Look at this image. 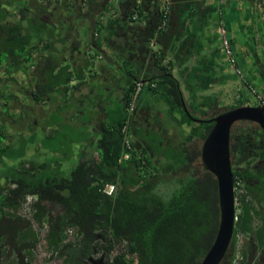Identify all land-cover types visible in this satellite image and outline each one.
Listing matches in <instances>:
<instances>
[{
	"label": "trees",
	"instance_id": "16d2710c",
	"mask_svg": "<svg viewBox=\"0 0 264 264\" xmlns=\"http://www.w3.org/2000/svg\"><path fill=\"white\" fill-rule=\"evenodd\" d=\"M105 1L0 0V162L5 158L16 162L3 167L0 174V261L5 258L14 259L15 264H32L29 253L40 239L26 232L34 222L47 225L45 240L51 257L63 264H201L216 239L221 216L218 182L201 159L202 145L214 123L205 119L195 124L190 112L178 111L184 104L183 93L170 66L163 63V52L152 53L155 71L143 79L155 84V88L147 86L153 95L169 103V121L191 128L184 131L178 146L165 145L156 134L150 140L131 123L133 142L131 149L126 148L122 131L128 118L126 110L137 82L142 80L128 67L125 111L109 126L101 125V137L94 141L97 158H81L66 174L54 169L52 159L38 161L27 156L37 140V130L28 138L18 135L15 139L10 133L6 119L21 123L23 128L21 121L28 116L22 110L17 115L9 113L11 102L19 101L18 95L29 100L33 109L45 95L60 88L68 90L75 80L80 82L75 87L88 83L82 80L87 69L93 72V62L88 60L86 69L77 70L73 56L82 54L86 35L94 38L96 30H103L100 19L109 10ZM132 6V2L126 5L131 16L135 14ZM156 11L159 26V6ZM53 17L59 20L55 22ZM76 23L74 36L68 30ZM17 72L27 77L28 84L19 86L21 90L12 88L13 82L18 83L13 77ZM243 105L247 103L239 99L227 110ZM49 125L57 126L55 117ZM34 126L30 123L28 128ZM263 132L248 124L232 134L234 184L239 179L243 184L236 190L239 214L234 239L221 264H264V224L254 230L252 222L258 196L245 185L252 178L250 135L260 137ZM54 138L56 130L50 135L39 131V142L48 154L57 153L46 146L48 139ZM260 150L263 168L258 172L259 192L264 194V148ZM110 186L114 187L111 193ZM27 204L30 217L17 212ZM241 234L252 236L238 251Z\"/></svg>",
	"mask_w": 264,
	"mask_h": 264
},
{
	"label": "crops",
	"instance_id": "0c3cea01",
	"mask_svg": "<svg viewBox=\"0 0 264 264\" xmlns=\"http://www.w3.org/2000/svg\"><path fill=\"white\" fill-rule=\"evenodd\" d=\"M116 1H105L107 7H104L109 10L103 12L100 19L103 30H96L94 38L86 35L84 41L81 39L86 46L83 47L82 54L76 53L73 56L76 59L74 68L77 70L86 69L88 60L93 62V72L90 73V68L87 69L86 79L82 80L88 83L75 87L80 83L75 80L68 90L60 88L45 95L37 107V111H41L40 125V119L43 121L39 131L42 130L41 133L45 135L52 127L49 125L52 117L55 120L61 117L63 123H70L76 117H89L83 124L87 126L88 132L95 133V139L80 140L83 143L81 147L84 148L80 155L83 161L98 156L94 141L101 137V125L109 126L112 120L108 122V117L115 111H125L128 87L125 68H131L142 79L151 76L155 71L153 52H158L159 55L163 52V63L170 66L183 93L184 104L178 111L190 112L195 124L212 119L232 107L230 104H222L223 93L244 91V88L250 91L249 88L254 87L264 95V23L261 0H172L165 30H159L156 25V9L160 5L154 0ZM129 2L135 5L133 9L139 14L137 20L127 12L126 5ZM222 24L232 40L239 67L245 71L247 83L238 82L235 77L232 82L233 76L227 73L228 65L222 63L217 32L218 25L223 26ZM83 32L81 29L78 35L81 37ZM151 42H154V46H151ZM62 54L65 56V52ZM143 92L145 95L141 94L138 111L144 114L149 111L152 117L160 114L164 118L166 115L159 112L154 101L159 96L153 95L148 87ZM241 97L247 96L242 92ZM231 98L232 94L229 96ZM222 105L224 107L218 110ZM167 111H170L169 107ZM184 126L189 128L188 125ZM176 128L179 127L176 125ZM263 140V135L257 137L253 133L248 146L249 160L253 161L249 172L252 178L247 179L245 185L258 196L252 211L254 230L264 224V194L259 192L261 180L258 175L263 168V161L258 154L263 148ZM74 142L73 145L79 143ZM52 155L61 156L59 153ZM78 155L75 153L73 156ZM236 204L238 205L237 202ZM237 213L239 214V210ZM240 236L239 246L242 248L243 242L252 235Z\"/></svg>",
	"mask_w": 264,
	"mask_h": 264
},
{
	"label": "rangeland",
	"instance_id": "374dc122",
	"mask_svg": "<svg viewBox=\"0 0 264 264\" xmlns=\"http://www.w3.org/2000/svg\"><path fill=\"white\" fill-rule=\"evenodd\" d=\"M118 1L119 0H117L116 2L119 3ZM261 14H262V10H261ZM53 19H54V17H53ZM57 20H59L58 17H57V19H54L55 22H57ZM263 23H264V21H263ZM76 25H77V23L72 27V29L70 28L68 31L74 34V31H75L74 29H75ZM223 26L225 27V25H223ZM76 28H78V27H76ZM221 29H222V26L218 25V31L217 32H218V36H219L218 39L220 38L219 44H220V52L222 54V59H223L222 63L223 64L225 63L228 65L227 73L233 76V79L231 80L232 82L235 80L234 79V77H235L238 82L242 81V82L247 83L246 77L244 75L245 71H243L242 68L239 67L238 59H237V56L235 54V51H236L235 48L233 47L235 58L237 60V67L235 65H233L230 58L226 55V53L224 51V48L222 45ZM63 34H64V31H63ZM230 43L233 46L231 39H230ZM56 45L60 46L58 41L56 42ZM237 69L242 73V75L244 76V79L238 73ZM13 77L18 80V83H17L18 86L13 82L12 88H16V89L21 90L20 87L27 86V84H28L27 77L23 76L22 74H19L18 72L15 73ZM176 77L177 78L179 77V75H177V73H176ZM236 88H237V86H236ZM251 89L256 90L254 87L249 88L250 91H251ZM250 91H248L246 88H244V91L235 90L234 92L232 91V92H229L228 94L223 93L224 96L222 97V102H223L222 104L223 105H229L230 104V106H235L236 105L234 103L235 100H237V99L241 100V98H244L245 100H247V99L249 100L248 102L246 101L249 105L256 106L260 102H258L257 96L254 95ZM242 92H244V94L247 96L246 98L241 97ZM230 94H232L231 99H229ZM258 94H260V93L258 92ZM142 95H145V92H143ZM260 95H262V94H260ZM18 96H19V101H17V102L13 101L10 104V107L12 104H13V107H11L12 109L9 111V113L12 115H17L20 112V110H23L21 112L27 111L28 116H26V119L24 121H21L22 119L20 120L22 122L23 128L21 126V123L17 124L13 119L12 120L6 119V120H8L7 121L8 125L11 126V130H10L11 135L15 139L19 138L18 135L22 136L23 138H28L31 135H35L34 133L37 130V137H36L37 140H36V142L31 144V146H30L31 149L27 150V153H26L27 156H29L30 158H32L34 160H38V161H45L48 159H52V162H53L52 165L55 164V166H53L54 169H61L63 173L68 174V172L72 169V167L74 168V166H76V164H78V162L80 160L81 151H83V149H84L81 147V145L83 143H80V140L85 139V138L86 139L87 138L95 139V136H94L95 133L88 132L87 126L83 124L88 120L89 117H76V118L72 119V122H70V123H63L61 121V119H62L61 117L56 118L57 127L53 126L50 128L49 131L46 132V135H50L53 130H56V138H54L53 140L48 139V142H47L48 145H46V146L50 145L49 149L52 151H56L61 156L55 157L54 155H52V153H49L50 155H44L43 151H45V150L43 149L41 142H39V129H41V125L43 122L40 119V122H41V125H40L39 117L41 116V111H37L36 106H33V109H31L30 101L26 100V98H24L23 95H18ZM262 96H263V100H264V95H262ZM157 98L158 99L154 100L155 103L157 104V109L159 110V112H162L166 116L163 118L160 114H158V116L152 117V113L149 111L146 114H144L146 116V118L151 119V121L152 120L155 121V117H157V124L156 125L151 124V126L148 127L149 131H150V127L151 128L155 127L154 129H160L161 128L162 133L164 132L162 134V137H163V135H165L164 138H162V139H166L169 142L168 144L175 143L174 146L176 147V146H178V144L180 142L183 141L184 131L187 130L186 133H188L191 128L190 127L187 128L186 126H184L183 128H180V127L176 128V125L174 123H172V121H169V118H168L167 109L169 107V103L163 97H157ZM140 99H141V96H140ZM245 100H243V101L245 102ZM223 105H222V107H219L218 110L223 108L224 107ZM34 109H36V110H34ZM64 110H66V109L64 108ZM185 112L188 113V111H185ZM222 112H224V111H222ZM122 113H124V111H115L114 114H111L108 117V122H110L114 118H118L119 116L122 115ZM176 116L180 117V119H181V115L179 113H177ZM30 123L35 124V126L31 130H30V128H28ZM248 124H253V123H246V122L240 123L239 122V123L235 124L233 133H236L238 130H243L244 128H246L248 126ZM145 127H147L146 124H143L139 128H137V130L141 131L140 128H145ZM172 128L174 130L176 129V131L172 132L173 131ZM193 128H195V126ZM41 132H42V130H41ZM19 133H21V134H19ZM154 135L155 134L153 132H151L147 135V138L152 140V139H154ZM156 135H158L157 139L161 138V136L159 134H156ZM71 140L77 141L79 143H77V145H73V144H71V142H72ZM90 143H92V142H90ZM14 144L18 145L17 141H14ZM75 153L79 154L78 157L73 156ZM93 157L97 158L98 156L96 155ZM15 163L16 162L13 159L5 158L3 162H0V174H1V171L3 170V167H5V166L12 167L13 165H15ZM233 163H234V160H233ZM30 201H33L32 198H30ZM30 201H29V203H30ZM30 211H31L30 204L24 205L23 207L17 209V212L19 214L26 215L28 217L31 216ZM26 234H28L30 236L31 235L37 236L40 239V243L37 246V248L33 252L29 253L30 254L29 258H30V261L32 262V264H63L62 260H59L58 258L52 259V257H51V251L48 249V245H47V242L45 240V237L47 234V225L46 224L45 225H39V224L34 222L33 226L31 227V229L28 232H26ZM240 237H242V236H240ZM244 242H243V244H244ZM241 249L242 248L239 246V242H238L237 250L239 251ZM260 259H261V254L259 253L258 254V260H260ZM1 260L2 261H0V264H15L14 259H12V261H6L5 258H2Z\"/></svg>",
	"mask_w": 264,
	"mask_h": 264
},
{
	"label": "water",
	"instance_id": "95a60500",
	"mask_svg": "<svg viewBox=\"0 0 264 264\" xmlns=\"http://www.w3.org/2000/svg\"><path fill=\"white\" fill-rule=\"evenodd\" d=\"M214 126L202 146V163L217 179L220 226L216 239L201 264H221L234 239L237 220L236 191L233 174L232 134L237 123H256L264 131V102L243 105L207 120Z\"/></svg>",
	"mask_w": 264,
	"mask_h": 264
},
{
	"label": "built area",
	"instance_id": "2783aa9c",
	"mask_svg": "<svg viewBox=\"0 0 264 264\" xmlns=\"http://www.w3.org/2000/svg\"><path fill=\"white\" fill-rule=\"evenodd\" d=\"M171 1L172 0H154V2H157L160 5V13H161L160 16L161 17H160L159 26H158L159 30H165L167 28V25L169 22L170 9H171ZM261 3H262V18L264 21V0H261ZM133 18L134 20H137L139 18V14L136 12ZM221 37H222V45H223L226 55L230 58L233 65L237 67V60L235 58L234 48L230 43V38L228 37L227 29L224 26H222V29H221ZM151 46H154V42H151ZM237 71L241 75V77L244 79V76L242 75V73L238 69ZM146 86L155 88V84L147 83L141 80L137 82L135 90L129 100V104L127 107L128 118L122 130L125 135V143H126L125 145L127 149H131L132 147L133 140H132V136L129 133V128L133 121V116L139 108L140 96ZM251 92L257 96L259 101H263V96L258 94L256 90L251 89ZM125 158L128 159L129 155H125ZM242 184L243 183L240 179L237 180L235 191L237 190V187H240ZM113 189L114 187L110 186L108 189V192L111 193Z\"/></svg>",
	"mask_w": 264,
	"mask_h": 264
},
{
	"label": "flooded vegetation",
	"instance_id": "af4514ba",
	"mask_svg": "<svg viewBox=\"0 0 264 264\" xmlns=\"http://www.w3.org/2000/svg\"><path fill=\"white\" fill-rule=\"evenodd\" d=\"M11 107H13V104L11 105ZM11 107H10L9 111L12 109ZM138 110L136 111V113L133 116V121H132L133 127L139 128L141 125L146 124L147 127L140 128L141 132H145L147 134H149L150 132H153L154 134H159L160 136H162V134L164 132L162 133L161 128L160 129H154L155 127H153V128L150 127V131H149V128H148L149 126H151V124H153V125H156L157 124V117H155V121L154 120L151 121V119L146 118V116L144 115V113L142 111H138ZM253 124L263 132V130L256 123H253ZM262 135L264 137V132H263ZM164 136L165 135H163L162 138H164ZM164 141H165V145H167L169 143L166 139H164ZM261 143H263L262 144V147L264 148V140L261 141Z\"/></svg>",
	"mask_w": 264,
	"mask_h": 264
},
{
	"label": "clouds",
	"instance_id": "9594fccd",
	"mask_svg": "<svg viewBox=\"0 0 264 264\" xmlns=\"http://www.w3.org/2000/svg\"><path fill=\"white\" fill-rule=\"evenodd\" d=\"M157 4H158V3H157ZM225 28H226V27H225ZM229 38H230V37H229ZM142 80H144V79H142ZM263 101H264V100H263ZM263 101H260V104L263 103ZM138 109H139V108H138ZM236 202H237V201H236Z\"/></svg>",
	"mask_w": 264,
	"mask_h": 264
}]
</instances>
